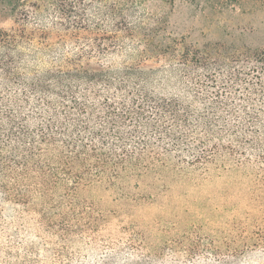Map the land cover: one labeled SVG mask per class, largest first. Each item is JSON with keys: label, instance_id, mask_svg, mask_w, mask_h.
<instances>
[{"label": "trees", "instance_id": "obj_1", "mask_svg": "<svg viewBox=\"0 0 264 264\" xmlns=\"http://www.w3.org/2000/svg\"><path fill=\"white\" fill-rule=\"evenodd\" d=\"M251 63L243 89L264 104V59ZM98 79L77 69L40 81L33 107L0 99V264H264V110L190 123L172 102L124 82L102 92ZM253 162L259 189L241 209L225 210L227 189L199 193ZM197 181L198 227L180 199Z\"/></svg>", "mask_w": 264, "mask_h": 264}, {"label": "rangeland", "instance_id": "obj_2", "mask_svg": "<svg viewBox=\"0 0 264 264\" xmlns=\"http://www.w3.org/2000/svg\"><path fill=\"white\" fill-rule=\"evenodd\" d=\"M253 59H264V0H30L18 10L0 3V99L8 102L25 96L37 106L43 96L35 84L52 88L53 77L88 69L102 92L108 81L110 94L124 82L172 102L190 123L213 113L228 121L227 111L264 110L261 98L251 101L243 89L255 81ZM253 166L218 176L199 193L227 189L225 210L241 209L246 192L257 188ZM181 191L198 227V181ZM219 219L204 221L211 229Z\"/></svg>", "mask_w": 264, "mask_h": 264}]
</instances>
